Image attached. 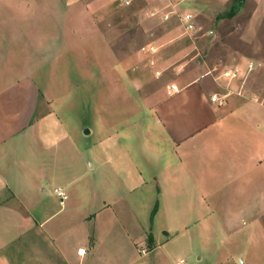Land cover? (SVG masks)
I'll return each instance as SVG.
<instances>
[{
    "label": "crops",
    "instance_id": "obj_1",
    "mask_svg": "<svg viewBox=\"0 0 264 264\" xmlns=\"http://www.w3.org/2000/svg\"><path fill=\"white\" fill-rule=\"evenodd\" d=\"M216 80L187 72L174 81L177 92L148 87L146 122L88 148L49 100L40 108L30 77L1 87L0 264H184L195 236L213 233L214 218L230 227L232 219L260 215L233 196L247 166H261L262 118L246 114L254 106L246 98L223 97L228 84L243 87L240 78ZM214 94L219 101L211 102Z\"/></svg>",
    "mask_w": 264,
    "mask_h": 264
},
{
    "label": "rangeland",
    "instance_id": "obj_2",
    "mask_svg": "<svg viewBox=\"0 0 264 264\" xmlns=\"http://www.w3.org/2000/svg\"><path fill=\"white\" fill-rule=\"evenodd\" d=\"M179 1L0 0V89L30 77L40 90V108L49 100L76 142L88 148L112 130L146 122L141 97L148 87L175 84L187 72L217 83L238 65L241 96L254 105L246 114L262 118L264 137V0ZM170 3L178 4V16L193 14L195 32L184 33L177 16L160 20ZM150 46L154 52L142 51ZM248 62L254 65L249 72ZM238 182L236 202L255 204L260 215L232 219L230 227L214 218L213 233L207 240L195 236L196 249L184 264L238 258L254 264L255 256L264 264V156ZM255 242L260 251L248 250Z\"/></svg>",
    "mask_w": 264,
    "mask_h": 264
},
{
    "label": "built area",
    "instance_id": "obj_3",
    "mask_svg": "<svg viewBox=\"0 0 264 264\" xmlns=\"http://www.w3.org/2000/svg\"><path fill=\"white\" fill-rule=\"evenodd\" d=\"M188 0H180L179 2L182 3V2H186ZM170 5V10L166 11V12H163L162 14H160V20L161 21H168L172 16H177L179 18V22H180V25L183 29V32L184 33H188V32H195L196 31V28H195V25H194V17H193V14L190 13V12H184L181 16H178L177 14V10H176V6L178 4H169ZM154 14V13H152ZM142 51H147V52H154L155 51V48L150 46L148 47V49L146 48H143ZM254 65L252 62H248L245 69L246 71H251L253 69ZM241 74V69L239 68V66H235L233 68H230V69H227L225 71L222 72L221 76L223 78H226L228 79V81H231L235 78H240V80L242 81L243 83V78L242 76L240 75ZM169 90L171 92H177L178 91V87L175 85V84H170L168 86ZM242 89H240L239 91H235V92H232L229 88H228V92L227 94H225L223 97H226L228 94H231V93H235L236 95H240L242 94L241 92ZM211 102H217L219 101V98L216 94L212 95L211 98H210ZM223 101H221L222 103ZM53 194L60 200V202H64L65 200H67V194L66 192L64 191L63 188L61 187H55L53 188L52 190ZM85 253V250L83 249H80L78 250V254L79 255H84ZM141 253H145V250H141Z\"/></svg>",
    "mask_w": 264,
    "mask_h": 264
},
{
    "label": "water",
    "instance_id": "obj_4",
    "mask_svg": "<svg viewBox=\"0 0 264 264\" xmlns=\"http://www.w3.org/2000/svg\"><path fill=\"white\" fill-rule=\"evenodd\" d=\"M88 132H89V131H88V130H86V131H85V134H88Z\"/></svg>",
    "mask_w": 264,
    "mask_h": 264
}]
</instances>
